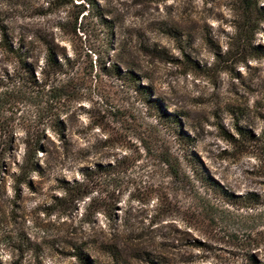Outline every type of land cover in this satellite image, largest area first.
<instances>
[{"label": "rangeland", "instance_id": "obj_1", "mask_svg": "<svg viewBox=\"0 0 264 264\" xmlns=\"http://www.w3.org/2000/svg\"><path fill=\"white\" fill-rule=\"evenodd\" d=\"M248 4L0 0V264H264Z\"/></svg>", "mask_w": 264, "mask_h": 264}, {"label": "trees", "instance_id": "obj_2", "mask_svg": "<svg viewBox=\"0 0 264 264\" xmlns=\"http://www.w3.org/2000/svg\"><path fill=\"white\" fill-rule=\"evenodd\" d=\"M87 1H90V0H87ZM248 2H249V0H245V5L248 6L249 5ZM21 61H23V60H21ZM48 62L50 64V66L53 67L54 69H59L58 64L56 63V61L53 59V57L51 55L48 56ZM245 134H247V136H243V138L246 139L247 141H259V139L252 137L249 133L246 132ZM228 200H229V203L231 205L232 204H234V205H244V206L248 205V204H255L256 205V203H254V201L250 200V199H247L245 201L244 199H241V198H233V197H231Z\"/></svg>", "mask_w": 264, "mask_h": 264}]
</instances>
